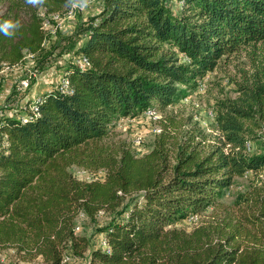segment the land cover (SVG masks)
Here are the masks:
<instances>
[{
	"label": "trees",
	"instance_id": "1",
	"mask_svg": "<svg viewBox=\"0 0 264 264\" xmlns=\"http://www.w3.org/2000/svg\"><path fill=\"white\" fill-rule=\"evenodd\" d=\"M77 1L0 0V22L20 23L13 36L0 33V64L29 58L42 71L67 54L68 79L67 90L40 95L27 121L21 108L0 106L5 264H264V0H176L175 9L170 0H99L71 33L52 36L43 20ZM240 53L248 70L234 97L215 100L217 143L207 151L182 143L167 122L142 154L109 139L117 117L165 109ZM81 55L86 65L76 63ZM255 142L262 147L252 152ZM71 166L102 175L80 179ZM246 172L251 185L234 199L236 218L225 211L221 223L175 225Z\"/></svg>",
	"mask_w": 264,
	"mask_h": 264
},
{
	"label": "rangeland",
	"instance_id": "2",
	"mask_svg": "<svg viewBox=\"0 0 264 264\" xmlns=\"http://www.w3.org/2000/svg\"><path fill=\"white\" fill-rule=\"evenodd\" d=\"M172 8L175 9L179 3L176 0L169 1ZM99 0H92L87 9L76 11L72 19H65L56 26V31L62 34L71 33L78 19L94 14L99 9ZM54 35V34H53ZM52 35V36H53ZM67 54L56 58L54 64L48 65L42 71L36 70L34 64L26 58L24 64L15 65L2 69V81L0 84V106L5 103L7 106L5 113L12 114V110L18 112L22 104L30 102L45 87L36 86L37 82L49 83V85H58L61 79L60 66L66 61ZM53 59V57H52ZM242 70H248V59L243 53L235 54L222 60L220 64L212 71H209L199 85L194 88H186L180 92V95L174 99L173 103L165 109H159L157 106L152 117H145L142 112L127 117H117L112 122L109 139L112 141H124L135 154H142L148 151L157 133L163 123H169L177 126L182 143L194 146L195 148L207 151L217 143V122L215 116V100L221 97H234L236 92V81L242 77ZM60 75V77H59ZM28 77L27 87L20 88L18 83L23 78ZM56 78V79H55ZM48 79L53 81L46 82ZM14 90L12 96L7 101L5 98L10 90ZM35 91V92H34ZM19 109V110H18ZM171 120V121H170ZM139 137V142L135 139ZM262 147L261 143L253 144L254 152ZM255 148V149H254ZM71 172L80 179L89 180L102 175L101 171L89 172L79 166H71ZM264 180V173L258 175ZM252 178L251 172H246L242 176H236L232 183L227 187L225 193L213 205L206 208L199 215H188L178 220L175 225L190 229L192 226L203 222L217 223L222 222L225 211H231L234 218L239 215L236 206L233 204L238 193H242L251 185L249 180ZM102 215L99 217L102 219ZM91 225L83 222L82 230L89 233ZM99 235L94 236V241L98 242ZM6 256H0V264H5ZM68 264H89L84 260L70 261ZM95 264V263H94Z\"/></svg>",
	"mask_w": 264,
	"mask_h": 264
},
{
	"label": "built area",
	"instance_id": "3",
	"mask_svg": "<svg viewBox=\"0 0 264 264\" xmlns=\"http://www.w3.org/2000/svg\"><path fill=\"white\" fill-rule=\"evenodd\" d=\"M85 4V0H79L77 2H73L62 14L60 13H54L53 15H50V17L52 18V21H50L49 16H47L44 20H43V26L47 29V31L53 35L55 33V29L57 25H59L63 20L65 19H72L76 13V11L81 10L84 7ZM73 5H76L77 8L73 9ZM76 63L83 66L86 65L87 59L85 56H78L75 59ZM10 66L1 63L0 64V84L2 81V69L3 68H9ZM29 84V79L28 77L23 78L22 80H20V82L18 83V86L20 88L23 87H27ZM58 87L61 90H67L68 88V79L66 77H61L60 82ZM41 100L40 95L36 96L34 99H32L30 102L22 104L21 105V109L23 110V112L20 113L19 118L21 121H27L28 119H31V117L35 114H37L38 111V107H37V103ZM143 115L147 118L154 116L155 111L153 107H149L147 109H145L143 112ZM156 131H159V129L157 128ZM136 142H139V137H137L135 139ZM3 140L1 138L0 135V147L3 144ZM246 145V149L249 150L250 149V143L246 141L245 143ZM76 229H78V227H76ZM69 259V256H64L63 257V261H67Z\"/></svg>",
	"mask_w": 264,
	"mask_h": 264
},
{
	"label": "clouds",
	"instance_id": "4",
	"mask_svg": "<svg viewBox=\"0 0 264 264\" xmlns=\"http://www.w3.org/2000/svg\"><path fill=\"white\" fill-rule=\"evenodd\" d=\"M92 3V0H85L84 7L81 10L87 9L90 4ZM25 4L32 6V7H38L41 5V0H25ZM77 8L76 5H73V9ZM20 27L19 21H13L12 19H7L2 22H0V33H3L7 37H11L15 34V30Z\"/></svg>",
	"mask_w": 264,
	"mask_h": 264
},
{
	"label": "crops",
	"instance_id": "5",
	"mask_svg": "<svg viewBox=\"0 0 264 264\" xmlns=\"http://www.w3.org/2000/svg\"><path fill=\"white\" fill-rule=\"evenodd\" d=\"M99 8H100V4H99ZM59 77H60V75H59ZM56 79V78H55ZM50 81H53L54 82V80L53 79H48V81H46V82H50ZM45 86L42 90H41V92H39L38 94L39 95H41V94H43L44 92H46V91H48V90H50L53 86H55V85H49V83H44V82H40V81H38L37 82V84H36V86ZM35 92V91H34ZM12 111H14V110H12ZM6 112V111H5Z\"/></svg>",
	"mask_w": 264,
	"mask_h": 264
}]
</instances>
